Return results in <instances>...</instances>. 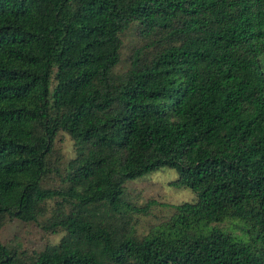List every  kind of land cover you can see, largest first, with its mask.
Wrapping results in <instances>:
<instances>
[{"label":"trees","instance_id":"trees-1","mask_svg":"<svg viewBox=\"0 0 264 264\" xmlns=\"http://www.w3.org/2000/svg\"><path fill=\"white\" fill-rule=\"evenodd\" d=\"M164 169L195 199L138 234ZM0 264H264V0H0Z\"/></svg>","mask_w":264,"mask_h":264},{"label":"rangeland","instance_id":"rangeland-1","mask_svg":"<svg viewBox=\"0 0 264 264\" xmlns=\"http://www.w3.org/2000/svg\"><path fill=\"white\" fill-rule=\"evenodd\" d=\"M126 45L130 42L125 40ZM126 56L127 54L124 53ZM63 152L65 157L70 160L73 158L72 141L63 135ZM176 171L172 169H164L155 172L146 178L138 181H131L126 185V192L129 200L142 208L148 201H155L157 205H153L148 210L147 215H136L137 225L135 227L138 234H147L151 229L162 223L172 214V210L166 205H180L184 202H193L195 195L189 189L175 188L171 185L177 179ZM223 226L237 231L242 224L228 221ZM232 231L233 237H239L240 230ZM62 234L44 236L41 228L33 225H25L22 222L14 221L5 226L1 234V241L4 245H18L24 249H34L42 251L46 246L57 245Z\"/></svg>","mask_w":264,"mask_h":264}]
</instances>
